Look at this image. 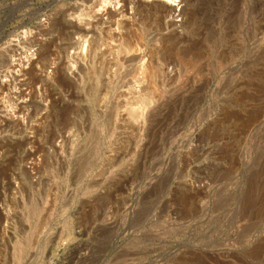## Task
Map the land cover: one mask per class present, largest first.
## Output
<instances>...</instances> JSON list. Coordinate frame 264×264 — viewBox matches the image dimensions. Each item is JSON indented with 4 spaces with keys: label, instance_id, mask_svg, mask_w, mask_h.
I'll use <instances>...</instances> for the list:
<instances>
[{
    "label": "rangeland",
    "instance_id": "1",
    "mask_svg": "<svg viewBox=\"0 0 264 264\" xmlns=\"http://www.w3.org/2000/svg\"><path fill=\"white\" fill-rule=\"evenodd\" d=\"M164 2L0 0V264H264V0Z\"/></svg>",
    "mask_w": 264,
    "mask_h": 264
},
{
    "label": "bare ground",
    "instance_id": "2",
    "mask_svg": "<svg viewBox=\"0 0 264 264\" xmlns=\"http://www.w3.org/2000/svg\"><path fill=\"white\" fill-rule=\"evenodd\" d=\"M107 1L104 0L105 5L102 8L97 9L94 12H92L91 15L93 17V20L91 22L87 23L88 28L82 27L80 25V22L76 23V25L77 24L78 25L75 28V30L72 32L74 35H78V39H77L76 44H79L80 40H81V42L87 41L86 38L88 37L89 33L95 34L96 30H99V29L103 28L105 25H109L111 23H114L113 19L115 17H117V16L123 15L126 12L127 8H128L127 7V0H107ZM158 3H159V1H158ZM175 3H176V0H168V3L164 2V4H161L160 7H162L161 8L162 11H161L160 15L162 17L161 16L160 17L164 18V17L168 16V14H171V13H173V15L176 16L177 11L180 12V9L178 10V9H176V7H174ZM155 7H152V8H155ZM91 9H92V7H89L88 10L82 14L83 15L82 17H86L88 15L87 13H91ZM178 15H180V13ZM175 16H174V18H175ZM79 18L82 19L81 16ZM171 23H172V21H171ZM41 27H42V25H41ZM38 29L39 28H37V30ZM41 30H42V28H41ZM37 33H39V32H37ZM32 35H33V38H35V40L33 39L34 41L33 42L31 41L30 44L34 43L35 45L36 44L41 45L40 44L41 42L38 41L37 35L34 34V32L32 33L31 31L30 32H27V31L24 32L23 35H20L15 42H11V44L13 43V46H11V49L15 48V49H12V50L10 49L11 51H9V54H8L9 57H10L9 60H12L11 64L8 66L7 70H2V71L0 70V89L6 91L8 95H11L10 87H12V86L7 84V81H8L7 78H11V80L13 79V81H14V80H17L18 77L21 76V75L25 76L27 74L25 72V70H24L25 66L30 68V71L28 70L29 74H36V68L39 65H38V62L35 61V60L38 59V55L36 53H34V52H31L30 51L31 49H29V48L27 49V46H24V45L27 44V43H24L25 39H27V38L30 39V37L32 38ZM42 36H44V35H42ZM40 40H42V39H40ZM43 44H44V42H43ZM22 47H23V49H22ZM87 48H88V45H87V47H86V45H82V49H83L84 54L86 53V49ZM84 58L86 59V57H84ZM40 66H41V64H40ZM2 77H4V79ZM29 90H31V89H29ZM28 92H30V91H28ZM23 93H25V92H23ZM31 93H32V91H31ZM36 93H37V91H36ZM36 93L35 94L32 93V94H34V96H35ZM23 120H24V118H23Z\"/></svg>",
    "mask_w": 264,
    "mask_h": 264
}]
</instances>
